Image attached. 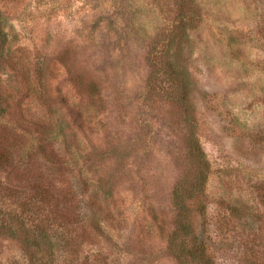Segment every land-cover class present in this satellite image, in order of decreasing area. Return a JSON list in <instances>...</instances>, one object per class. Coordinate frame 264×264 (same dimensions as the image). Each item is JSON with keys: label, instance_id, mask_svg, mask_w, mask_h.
Here are the masks:
<instances>
[{"label": "rangeland", "instance_id": "rangeland-1", "mask_svg": "<svg viewBox=\"0 0 264 264\" xmlns=\"http://www.w3.org/2000/svg\"><path fill=\"white\" fill-rule=\"evenodd\" d=\"M177 1H0L16 64L2 74V90L28 111L24 125L32 118L53 131L41 139L1 124L8 167L0 169V208L13 218L43 215L45 225L51 215L36 212L35 188L51 187V176L78 222L73 242L52 248L51 264H181L168 244L173 191L189 175L188 129L181 108L147 85V57L158 34L178 24ZM198 4L202 21L176 54L210 164L206 218L194 212V224L216 264H264V0ZM81 77L97 95H79ZM61 230L50 235L69 233ZM0 264H30L21 241L0 237Z\"/></svg>", "mask_w": 264, "mask_h": 264}, {"label": "trees", "instance_id": "trees-1", "mask_svg": "<svg viewBox=\"0 0 264 264\" xmlns=\"http://www.w3.org/2000/svg\"><path fill=\"white\" fill-rule=\"evenodd\" d=\"M176 5L178 7V24L172 29L163 30L158 34L159 37L155 39L147 57V63L151 70L147 78V85L155 93L157 88L161 92L163 91L170 102L181 108V122L188 129L186 149L188 150L187 162L190 165L188 168L190 171L187 169L189 175L181 178L173 191L177 219L175 229L169 239L168 250L181 264H216L214 254L207 244L205 233L198 232L194 224L196 218L194 212L199 211V216H202L203 219L206 218L205 200L210 164L196 134L198 122L192 82L184 66V60L176 55L178 51H182L184 45L187 46L189 29H196L202 21L203 15L198 0H178ZM5 28L6 21L0 11V127L5 129V126H1V124L8 125V122L13 121L18 128H23L25 133L33 132L41 139H48L53 132L51 127L30 118V115L31 122H26L27 125H24V112L28 113V111H23L19 104L13 101V95L2 90V74L5 69L7 67L16 69V64L10 61V41ZM37 78L42 87L47 79L44 70L40 67L37 68ZM74 81L79 95L86 94L93 97L99 92V87L95 82L90 81L87 85L82 77ZM43 96L44 90L41 92V102ZM45 100L48 103L49 97L46 96ZM71 110V108L68 109L69 112ZM12 111H16L23 121L19 122L17 119L14 121L15 113ZM75 116L81 117L79 113H75L73 123L78 121L74 119ZM7 160L2 154L0 155V169L8 167ZM58 164H60V160ZM44 178L48 179L51 187L35 188L38 208L32 206L33 209H38L36 212H39L40 209L41 213L45 211L51 215L44 217V219L46 218L45 225L39 221L43 215L28 216L25 214V210L18 218H13L0 208V237L6 236L21 241L30 264H51L49 258L53 255L51 251L54 245L59 244L63 239L65 242L67 240L73 242L70 232L77 231L78 222L75 219L77 213H73L70 207V204L73 205V201L55 184L51 183L52 179L49 174ZM194 205L197 206L195 209L193 208ZM50 227L53 230H50ZM59 229L65 232L69 229V233L67 235L62 233L61 236L55 233L50 235L51 231L57 232Z\"/></svg>", "mask_w": 264, "mask_h": 264}]
</instances>
